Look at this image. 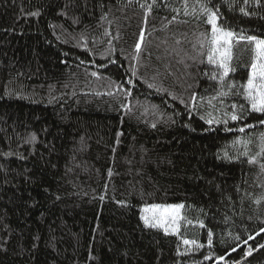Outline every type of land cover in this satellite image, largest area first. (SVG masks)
I'll return each mask as SVG.
<instances>
[{
    "label": "trees",
    "instance_id": "trees-1",
    "mask_svg": "<svg viewBox=\"0 0 264 264\" xmlns=\"http://www.w3.org/2000/svg\"><path fill=\"white\" fill-rule=\"evenodd\" d=\"M151 3L0 0V264H244V247L226 255L236 247L233 237L264 244V233L256 235L264 200L255 203L264 197V173L247 157L223 158L243 150L231 143L237 137L251 138V154L259 151L264 114L252 112L242 92L224 97L221 107L220 82L210 78L217 66L207 61V43L203 50L198 43L211 31L203 16L184 15L182 0H157L151 12L140 6ZM195 3L188 0L189 11ZM215 3L225 27L264 34V6ZM252 56L250 45H234L236 71L226 84L246 83ZM193 92L206 99L189 115L173 96L188 101ZM214 96L215 108L207 102ZM233 103L244 105L245 121L206 122L222 119ZM243 123L256 126L241 133ZM118 131L124 134L116 144ZM144 202L183 203L181 215L192 224L182 220L180 232L168 234L145 228ZM247 262L264 264V249Z\"/></svg>",
    "mask_w": 264,
    "mask_h": 264
},
{
    "label": "snow or ice",
    "instance_id": "snow-or-ice-1",
    "mask_svg": "<svg viewBox=\"0 0 264 264\" xmlns=\"http://www.w3.org/2000/svg\"><path fill=\"white\" fill-rule=\"evenodd\" d=\"M183 2V8H184V15L188 16H195L197 20L201 19V16L204 17V23L211 26L210 34L208 33H200V38L198 40L199 46L201 50L204 49L205 43H207V61L211 65L217 66V72H213L210 76L212 80H219L221 90L217 92V96L220 97V104L221 107H224L223 105V98L231 96L233 94L240 95L241 92L243 93L244 98L246 101L250 104V110L252 112L262 113L264 114V34L261 35H247L245 33L244 29H240L239 32H235L233 30H230V26L225 27L224 25L227 24V21L224 20L222 13L220 12V5L215 3V0H196L195 5L192 7V10L189 11V5L188 0H182ZM222 3L227 4L229 8H232L234 4L237 2V0H221ZM243 3L245 6L249 5L250 0H243ZM255 5L257 6H264L261 5V0H254ZM157 4V0H152L151 4H141V8H146L147 12H151L153 6ZM167 7V5H165ZM242 6L240 7V12L244 15H251L246 10V7ZM67 7V5L65 6ZM197 7L199 9V12H197ZM175 12H179L180 9H173ZM147 12L146 17L147 19ZM39 13H30V15H38ZM61 14L66 15L65 12H61ZM107 16V13L104 14V16L101 17V19H105ZM173 20L176 19L175 16L172 18ZM172 21H169L171 23ZM187 22V21H185ZM220 22V23H218ZM73 23H78V20H73ZM108 34L107 32L105 33ZM144 30L141 29L139 34L138 42L135 44V52L136 56H134V59H139V55L141 53V45L144 41ZM241 42H244L247 45L251 46V51L253 53L252 60L250 63V70L248 72V77L246 80V83L244 84H237L235 81L231 83H225V78L228 77L230 72H235L236 69L232 68L230 66V61L233 59V47L234 45H238ZM196 47V45H193ZM195 59V57L193 58ZM81 63H84L81 61ZM109 63H115L114 60H110ZM201 63H203V60H201ZM100 67H107V65H100ZM249 67V66H246ZM222 70V71H220ZM92 76H97V72H92ZM132 75H136V70L133 69ZM205 75H208L205 73ZM115 83V82H113ZM128 84H132L133 81L129 79L127 81ZM118 88H120L124 95H131L130 89H124L122 84L117 85ZM149 88L155 87L154 84H149ZM189 87H192L189 85ZM224 88H227V90H223ZM108 95H113L112 92H108ZM169 95H172L169 93ZM217 97H211L208 99V104L215 108V105H212V100L216 99ZM173 99H179L181 104H185L186 107L189 108V115L191 114V111L197 110L198 104L197 101L199 100H205V97H199L197 96L196 92H193L191 96L189 97L188 101H185L182 97H176L173 96ZM122 107L128 108L129 111L131 109L128 107V105H122ZM156 107V106H153ZM232 109L231 112L224 111L223 112V118L222 119H216V118H209L206 122L209 125L212 124H220L223 123L225 125L228 124L229 120L231 121H245V107L244 105H237L235 103L228 106ZM218 110V109H217ZM203 119V117H202ZM259 125H264V120L258 121ZM256 125L243 123V126L238 129L239 132L243 133L245 132V128H253ZM152 127L155 128L156 125L152 124ZM231 131V129H229ZM123 132L118 131L116 133V144L120 143V137L123 136ZM83 139V138H82ZM36 140L35 134H32L30 139L27 141L28 143H32ZM260 145H259V151H257L254 155L251 154V150L249 148V145L252 144L251 138H245V137H237L234 139L231 143L235 147L236 145H242L243 150L239 151V155L237 156H230L228 151L223 152V158L224 159H240L241 156L247 157V162L249 164H256L258 165L260 171L264 173V133H260L259 135ZM113 151H115V148H113ZM5 156H11L13 153L7 152L3 153ZM24 157L21 156V159ZM108 175H112V170L109 168ZM105 188H107V185H105ZM47 191V189H45ZM61 197L56 196L55 199L59 200ZM104 195H101L99 197L100 200H104ZM143 198V197H142ZM229 200H231V197H228ZM262 200H264V197H259L255 200V203L259 204ZM117 203H120L122 206L125 205L126 202L118 201ZM185 204L183 203H147L144 202L143 207L141 209V215L140 220L143 222V226L145 228H151V229H163L165 234H168L170 231L172 233H179L180 232V222L183 220L187 224H192L191 220H188L186 216L181 215V211L185 209ZM191 207V206H188ZM201 227H204V224L202 221L199 222ZM261 233H264V227L259 229V232L256 233V235H260ZM207 243L208 246L211 247L213 243V233L211 230H208L207 233ZM234 240L237 241L236 247L232 248L230 252L226 253V255H231V253L236 252L241 247H244V255L241 257V260L244 261V264H248L247 258L252 257L255 252L260 251L261 249H264V244H258L255 248L252 247L251 244H249V241L255 240V236L249 235L247 239L242 240L237 235L233 237ZM183 243L185 245L188 244H195L196 241H189L187 239L183 240ZM198 248L204 247L203 244H198ZM111 250V249H110ZM180 254V253H178ZM126 255V253H125ZM211 256H205V260H210ZM94 259V257H93ZM218 259L220 261H225V256H219ZM232 264H241V261H233Z\"/></svg>",
    "mask_w": 264,
    "mask_h": 264
}]
</instances>
